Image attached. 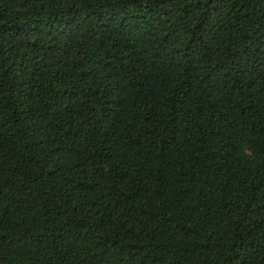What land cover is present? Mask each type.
<instances>
[{"label":"trees","instance_id":"trees-1","mask_svg":"<svg viewBox=\"0 0 264 264\" xmlns=\"http://www.w3.org/2000/svg\"><path fill=\"white\" fill-rule=\"evenodd\" d=\"M0 264H264V0H0Z\"/></svg>","mask_w":264,"mask_h":264}]
</instances>
